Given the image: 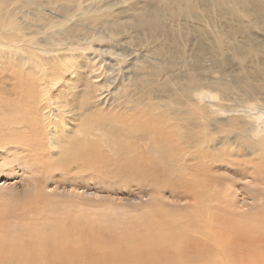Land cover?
I'll return each mask as SVG.
<instances>
[{"label": "rangeland", "instance_id": "obj_1", "mask_svg": "<svg viewBox=\"0 0 264 264\" xmlns=\"http://www.w3.org/2000/svg\"><path fill=\"white\" fill-rule=\"evenodd\" d=\"M108 1L112 10L95 12V1L83 0L88 16L101 13L97 19H83L77 11L80 15L66 20L56 8L39 7L38 0H5L0 6L1 26L8 19L17 26L0 28V264H118L117 258L83 253L97 246L112 249L124 239L128 245L131 239L154 242L159 251L172 241L187 247L181 254L159 253L154 264L194 262L187 253H195L189 251L192 240L201 239L214 243L197 253L201 264L264 262L262 252L255 258L247 249L252 230L247 221L264 219V204L258 208L247 201L258 193L245 185L254 169L264 187V150L258 145L264 140V91L257 93L264 75L253 73L247 62L241 71L237 61L253 42L260 43L253 59L264 61V30L244 32L242 23L253 24L241 17V24L229 19L226 32L220 21L219 31L239 46L229 59L205 62L212 67L228 61L225 70L207 75L218 79L216 93L222 89L224 99L202 93L196 83L181 94L174 92L172 79L183 77L185 61L196 58L190 54L194 38L216 43L208 38L210 25L183 13L172 18L165 0ZM59 19L69 34L52 25ZM159 21L165 25L158 31ZM119 23L138 26L140 34L117 33ZM181 28L184 38L191 37L184 41L189 53L183 60L147 52L156 34L163 45L167 34ZM19 58L25 63L17 64ZM245 73L256 78L254 90L243 87ZM245 199L247 208L238 204ZM215 208L219 218L204 227L209 232L198 229L203 220L190 223L196 212ZM257 238L264 241L251 238L253 250ZM217 245L222 252H214Z\"/></svg>", "mask_w": 264, "mask_h": 264}, {"label": "bare ground", "instance_id": "obj_2", "mask_svg": "<svg viewBox=\"0 0 264 264\" xmlns=\"http://www.w3.org/2000/svg\"><path fill=\"white\" fill-rule=\"evenodd\" d=\"M94 3V9L95 12L97 11H101L103 8H109L110 10H112L113 4L110 3L108 0H92ZM127 1V0H124ZM218 0H178L179 6L178 7H174V5H172L173 3H175V0H165V3H168L167 7L168 9H171L172 11H169L168 14L172 17L175 18L176 17H180L179 14L183 13V17L184 16H189L192 17V19H197L200 21V19L202 18L204 21H206L209 25H210V34L207 31V35L208 38L211 36V38H215L216 39V43L209 45L208 42L205 43L204 40H199L197 39V43H195V38L193 41V45L191 48V55L192 57H196L195 59L189 60V61H185L186 62V74L182 77V76H178V77H173V81H174V86H175V91L176 93H181V94H185L183 91L186 92L187 88H190L191 85H193L194 83H196V88H203L204 90L202 91V93L204 91H207L208 93L211 94L212 98H222L223 96H221V91L222 89L219 90V95L218 93H216V91H218L217 88V82L218 79H212L209 80L207 75L208 73L212 72L215 68L216 69H220V70H225L228 66V61H222L220 64H216V63H211L212 67H207L205 65L206 60L212 61L214 60L216 57H219L221 55H226V58H230V54H231V50L232 47L235 50H239V46L235 45L234 42L232 44V39H228V33H223L219 30H221V25L225 28V31L227 32V21H232V20H239L240 24L242 21L241 17H245V19H243L244 21L247 20H251L253 26H249L247 24H243L242 23V27H243V31L246 33H249L250 31H254L255 29H259L262 28L264 30V26H260L261 24L264 25V0H220V2H217ZM5 2V0H0V6L3 5V3ZM36 2V1H35ZM39 7L43 8L44 6H50L52 8H56L58 10V12H63L62 15H60V17L66 19V20H73L77 15H80L83 19L85 18H95L97 19V17L99 15H95V16H88L87 12L88 10L85 8V6L82 4L83 0H38ZM90 3V2H89ZM115 3V2H114ZM162 3V2H160ZM92 4V3H90ZM89 4V5H90ZM41 5V6H40ZM93 5V4H92ZM177 5V4H176ZM173 6V7H172ZM92 7V6H91ZM170 7V8H169ZM184 9H186L188 12L185 13ZM92 10V9H91ZM167 10V9H166ZM77 11H81L80 13H78ZM90 11V10H89ZM96 14V13H95ZM98 14V13H97ZM177 14V15H174ZM219 15V19H216V16ZM59 16V15H58ZM80 17V16H79ZM110 17V16H109ZM112 17V16H111ZM233 17V18H232ZM81 18V19H82ZM77 19V18H76ZM223 19H226L223 21ZM230 19V20H229ZM185 20V19H184ZM220 21L221 25H220ZM65 22L64 20H57L55 23H53V26H60V30L68 32H70L69 29H65L66 24L63 23ZM76 23V21H74ZM82 22V21H80ZM93 22V21H91ZM95 22V21H94ZM213 22L215 24H213ZM68 23V22H67ZM84 23V22H83ZM72 24V23H71ZM93 24V23H92ZM77 25V24H76ZM119 26H117L115 28L116 32L119 34H123V35H128L134 32V30L139 33V28L136 25H131L129 23H119ZM164 23L160 22L157 25V29L156 30H162L164 27ZM2 26H7L14 29V27L16 26V21L10 20L8 19L7 23H2ZM1 24H0V28H2ZM69 26V25H68ZM67 26V27H68ZM193 26V25H192ZM17 27V26H16ZM50 27V26H49ZM79 27V26H77ZM173 27V26H172ZM190 27V25H189ZM188 27V28H189ZM72 28V27H71ZM193 28V27H192ZM73 29V28H72ZM77 29V28H76ZM134 29V30H133ZM51 30V29H49ZM56 29H53L52 31H54ZM218 30V31H217ZM58 31V30H57ZM74 31V30H73ZM183 29L181 28V32L177 31L175 33H170L166 35V38H170V40L168 41H164L163 45L162 42L161 43H157L156 40H161V35L158 33L155 36L154 41H152L150 43V46L148 47L146 45L147 48V52H151L154 53L156 56L157 55H162L163 59H168V58H173V59H178V60H183L185 54L189 53L188 50L185 49V45H184V41L187 38H184L185 35H183ZM192 31V30H190ZM196 31V30H195ZM197 31L199 32V30L197 29ZM201 31V30H200ZM9 32V31H8ZM6 33L7 37H12V35H9V33ZM173 32V30H172ZM193 33V32H192ZM194 34V33H193ZM191 34V35H193ZM50 36L53 35V33L49 34ZM62 35V34H61ZM60 35V37H61ZM4 36V32L3 35ZM17 36V35H16ZM80 36H82V34H80ZM63 37V36H62ZM10 39V38H9ZM17 40V39H16ZM15 40V41H16ZM64 42L66 39H63ZM21 41V40H20ZM141 41V40H140ZM187 41H191V37H189V39H187ZM52 42V41H51ZM63 42V41H62ZM144 41H141L140 43H142ZM58 43V42H57ZM16 45V44H15ZM20 45V46H19ZM19 46L21 47L22 44L20 43ZM59 45V44H58ZM144 46V45H143ZM172 49L173 51L169 52V50L166 47ZM194 46V47H193ZM260 46V43L257 42H253L248 48H247V55L246 56H241L240 53H238V59L237 61H239L240 64V70L244 71L243 67H244V63H248L250 68L252 70H255L256 72H253L255 74H261L264 75V66L263 67H258V64H263L264 61L262 60H255L253 59V57L256 56V52H257V47ZM145 47V46H144ZM16 48V47H14ZM25 50V49H24ZM161 57V56H160ZM161 57V58H162ZM160 59V58H159ZM172 59V60H173ZM191 59V58H190ZM23 62V60H21L20 58L18 59V63L17 64H21ZM175 62V61H174ZM179 62V61H178ZM181 62V61H180ZM25 63V62H24ZM22 63V64H24ZM29 63V62H28ZM182 64V63H181ZM229 65H231V63L229 62ZM23 66V65H22ZM255 67V68H254ZM113 68V67H112ZM256 68H259L256 69ZM164 76V75H163ZM229 76V75H228ZM233 80L237 83L239 80V74H237V72H234L232 74ZM134 78V76H133ZM242 80L244 81L245 86H243L246 89H252L254 90L256 88V78L253 77L252 79H249V76L246 75V73L243 75V77H241ZM135 81V80H134ZM168 82V79L167 81ZM240 83V81H239ZM232 84L235 85V83L232 81ZM171 85H173L171 83ZM167 86V85H166ZM211 86L214 88L215 93H212L213 90L211 89ZM210 88V90L208 89ZM172 90V89H171ZM241 90V89H240ZM80 91V90H79ZM264 91V86H261V92H257L259 95ZM45 93V92H44ZM207 93V94H208ZM256 93V92H255ZM256 93V94H257ZM62 94V93H61ZM65 94V93H64ZM262 95V94H261ZM107 96V95H106ZM218 98V99H219ZM182 99V98H181ZM53 100V99H52ZM64 103V102H63ZM197 108V107H196ZM224 108V107H219ZM197 110V109H196ZM198 110H200V107L198 106ZM192 111V110H191ZM203 114V113H201ZM199 114V115H201ZM205 117V116H204ZM191 124V123H190ZM196 124V123H195ZM193 124V125H195ZM204 124V123H203ZM197 127H204V125H201L199 123H197L196 125ZM206 126V125H205ZM205 132V131H204ZM192 136L194 137H198L197 132L192 130ZM204 134V133H203ZM201 139V138H200ZM179 143V142H178ZM259 147L264 150V140H262V142L260 144H258ZM257 145V146H258ZM257 146H255V148H257ZM133 147V146H132ZM149 150V149H148ZM134 151V150H133ZM161 151V150H160ZM172 151V150H171ZM253 151H255L253 149ZM156 158V157H155ZM179 160V159H178ZM182 161V159H181ZM195 170V169H194ZM256 171L252 169L251 172H248V178H252L251 183L245 184L246 186H248L247 188L252 191V192H257L258 194L255 197H251L249 200L245 199V200H240L238 201L240 204V202L243 204V206H247L248 204L250 205L249 202L252 200V203H256V207H262L264 202L262 199H264V187L262 182L260 181L259 178L256 177ZM182 172V171H181ZM208 174V173H207ZM195 175V173H194ZM181 176V175H180ZM207 184V183H206ZM244 185V186H245ZM199 188V187H198ZM228 188V187H227ZM231 189H233L231 187ZM235 189V188H234ZM247 189V190H248ZM214 191V190H213ZM236 191V190H234ZM197 192V191H196ZM244 192V191H243ZM199 193V192H197ZM234 193V192H233ZM237 193L238 192L237 190ZM246 193V192H245ZM235 194V193H234ZM230 195V194H229ZM245 195V194H244ZM241 196V195H240ZM252 196V195H250ZM254 196V194H253ZM230 200V199H229ZM227 201V200H226ZM263 202V203H262ZM251 203V205H252ZM232 205L234 203H231ZM221 206V203H220ZM223 206V204H222ZM242 206V205H241ZM242 206V207H243ZM245 206V207H246ZM228 208V207H226ZM238 208V206L236 207ZM247 208V207H246ZM212 209V208H210ZM198 211L199 208H197ZM203 210V209H202ZM220 210L219 208H215L211 211V213L206 214L209 210L204 211L205 215H200L197 214V212L192 215L191 217H194L193 219L190 220V223H197V220H203V222L198 226V229L202 230V232H209L208 229H205L204 227L206 225H210L211 227H213L216 222H217V218L214 219L213 216H218L219 215H215L214 213L216 211ZM230 210V209H229ZM259 210V209H258ZM264 210V208H263ZM262 210V211H263ZM261 211V210H260ZM227 212V211H226ZM232 214V213H231ZM30 215V214H29ZM197 216V218H195ZM247 216V215H246ZM263 218V217H262ZM261 218V219H262ZM189 219V218H188ZM207 219V220H206ZM227 222V221H226ZM228 223V222H227ZM247 223L251 226L252 230H251V237L248 239L249 241V245L247 246V249L249 251H252L253 255L256 257H258L262 252L264 254V252L262 251V248L264 247V241L259 240L258 238L255 241V245L254 247H257V249L253 250L251 248V238H255V237H261L264 238V219H262L261 221H258L256 223H252L251 221H247ZM174 224V222H173ZM245 226V225H244ZM170 227V226H169ZM173 227V226H172ZM223 227V226H222ZM231 227H233L231 225ZM230 227V228H231ZM222 230V229H221ZM220 230V231H221ZM234 230V229H233ZM219 231V230H218ZM248 231V230H246ZM216 232V230H215ZM222 232V231H221ZM220 232V234H221ZM235 232V231H234ZM214 233V232H213ZM235 234V233H234ZM240 234V233H239ZM237 234V235H239ZM257 234V235H254ZM173 235V234H172ZM222 235V234H221ZM225 235V234H224ZM236 235V237H237ZM216 236V235H213ZM217 237V236H216ZM239 237V236H238ZM213 239V237H211ZM246 238V237H245ZM215 240H217V238H214ZM220 238H218L219 240ZM241 239V238H240ZM122 240V239H121ZM221 240V239H220ZM225 240V239H222ZM222 240L220 242H222ZM244 240V239H243ZM214 241V240H211ZM227 241V240H226ZM231 241V240H230ZM246 241V240H245ZM120 242V241H119ZM129 242H131V245H128V241L127 240H123V242H120L119 246L117 247H113L112 249L110 248H104V247H94L93 248V252H85L83 254H86L87 256H91L94 258H100V259H104L106 256L109 258H117L118 260V264H127V263H131L132 261L135 260H139L136 261L134 264H147V262H151V264H154L156 261V257L159 255V253L163 252V253H167V252H172L173 254H181L183 253L184 250H187V247L184 245H177V243L175 241H172L166 245H164L160 251L158 250V247L156 246V244H154V242H149L147 241V243L145 244H141L135 242L133 239L129 240ZM236 242V241H235ZM238 242V241H237ZM236 242V243H237ZM101 243V242H100ZM133 243V244H132ZM216 243H219L218 241ZM223 243V242H222ZM221 243V244H222ZM225 243V242H224ZM223 243V244H224ZM192 244H193V248L189 249V251H193L195 253H190L188 252L187 254L190 257L191 261L194 262H190L187 259H180V260H175L173 261L172 264H196V262H200L202 254H197L200 253L202 251H204V247H210V245H213L214 243L212 242L209 243L206 239H201V240H192ZM222 244V245H223ZM227 244V242H226ZM225 244V245H226ZM233 244V243H232ZM252 244H254L252 242ZM170 245V246H168ZM188 245V244H187ZM229 245V242H228ZM237 246V245H236ZM239 246L245 247V244H239ZM217 246H215V251L214 252H222V247L217 248ZM211 248V247H210ZM226 247L224 246V249ZM213 249V248H212ZM237 249V248H236ZM8 250V249H7ZM42 250V249H41ZM53 251V250H51ZM233 251V250H232ZM1 252V251H0ZM4 252V251H3ZM43 252V251H42ZM8 258L11 259H15V254L10 253V250H8ZM40 253V252H39ZM209 253V252H208ZM231 253V252H230ZM238 253V252H237ZM27 254V253H26ZM33 253H28V255H32ZM38 254V253H37ZM35 255V252H34ZM42 255V254H41ZM44 255V254H43ZM48 255V254H47ZM185 255V254H183ZM204 255V254H203ZM208 255V254H207ZM239 255V254H238ZM244 255V254H242ZM252 255V256H253ZM36 256V255H35ZM162 255H159V257ZM164 256V255H163ZM186 256V255H185ZM210 256V255H209ZM207 256V257H209ZM215 256V255H214ZM264 256V255H263ZM26 257V256H25ZM47 257V256H45ZM45 257H42L43 262L45 261ZM169 257V256H168ZM206 257V256H204ZM217 257V255H216ZM215 257V258H216ZM219 257V256H218ZM245 257V256H244ZM260 257V256H259ZM27 258V257H26ZM31 258L33 259V256H31ZM56 258V257H55ZM167 258V257H166ZM210 258V257H209ZM213 258V257H212ZM264 258V257H263ZM18 259V257H17ZM29 259V257H28ZM162 259V258H161ZM207 260V259H206ZM213 260V259H212ZM253 260V259H252ZM3 261V260H2ZM7 261V260H6ZM20 261V260H18ZM211 261V260H210ZM256 261V260H255ZM254 263L257 262V264H264V262H261V259L256 261ZM48 262V261H47ZM203 262V261H202ZM207 261H205L206 263ZM218 262V261H217ZM5 263V262H4ZM14 263V262H12ZM157 264H162L163 261L161 260L159 263L158 261L156 262ZM240 263V262H239ZM242 263V262H241ZM247 261L243 260L242 264H246ZM253 262L251 261V263L248 262V264H252ZM25 264V263H24ZM39 264V263H38ZM114 264V263H113ZM165 264V262H164ZM201 264V262H200ZM221 264V263H220Z\"/></svg>", "mask_w": 264, "mask_h": 264}]
</instances>
